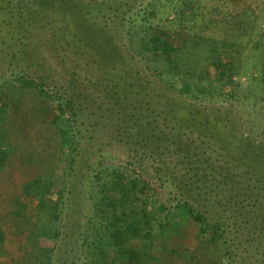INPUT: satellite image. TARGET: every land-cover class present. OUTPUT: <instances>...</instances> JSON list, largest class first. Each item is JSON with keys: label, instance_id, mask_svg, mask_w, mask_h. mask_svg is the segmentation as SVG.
<instances>
[{"label": "trees", "instance_id": "trees-1", "mask_svg": "<svg viewBox=\"0 0 264 264\" xmlns=\"http://www.w3.org/2000/svg\"><path fill=\"white\" fill-rule=\"evenodd\" d=\"M9 7V12L13 11ZM42 8V5L25 8L26 15L21 9L15 11L23 23L30 22L37 31L42 28L58 31L66 26V17L57 19L54 16L50 20L52 14L44 13L38 18L34 9L42 11ZM72 12L70 16L73 15L76 24L79 16L75 10ZM140 12V25L136 23L137 17L130 19L133 26L129 41L131 49L135 48L146 62L142 63L144 69L137 63H121L124 58L128 62L131 59L117 44L115 46L123 54H111L100 50L98 44L88 42L100 58V63H95L96 79L100 83L89 78L87 82L92 83L91 88L98 86L97 91L106 95L113 92L115 96L112 136L124 139L128 150H143L144 154L135 155L132 160L136 165L133 174L118 162L113 164L116 166L111 172L104 167L94 174V182L85 195L88 225L79 245L85 251L86 264H175L159 253L146 255L145 259L137 252H131L133 255L130 253L126 259H118L116 253L130 252L122 240L125 236H139L150 247L154 239H165L166 231L170 232L182 220L197 228L200 240L213 243L217 252L221 251V260L216 264H225L231 258L237 264H264V132L251 135L226 112L206 108L197 102L206 96L212 68L217 75L230 78L239 77L251 67L247 87L258 89L264 100V34L261 33L264 26L256 35L251 31L252 35L245 36L247 26L244 20H238L233 39L202 35L204 45L196 47L186 40L176 45L173 37L167 36L160 44L152 34L139 36L138 30H144L145 24L151 26L157 18V26H166L175 34L187 33L197 24V1L148 0ZM76 26L82 25L78 22ZM247 49H251V55L246 54ZM124 64L126 68L121 70ZM116 81L122 84H117L120 88L112 84ZM55 100L60 110L67 107L69 112V133L62 144L68 149L71 182L75 154H79L82 120L73 97L57 93ZM130 136L132 140L127 142ZM152 141L158 143L151 145ZM5 150L0 147V167L7 158ZM148 158L160 164L153 172H163L170 179L179 199L171 196L164 180L154 181L157 173L149 177L151 171L142 170L149 164ZM121 172L125 177L120 176ZM54 182L52 176L40 172L23 183L22 191L15 194L16 201L22 204L28 199L35 201V211L30 218L28 216L31 228L27 231L36 246L34 264H58L52 257L54 246L58 245L60 252L59 242H69L64 236L65 239H58L57 243L61 232L54 225L61 222L63 193L68 192L69 197L73 185L67 187L63 179V185L55 191ZM51 196L54 199L47 205ZM11 202L0 195V264H19L8 254L12 247L17 248L15 236H7L4 227L14 212ZM46 238L52 239L51 246L44 245ZM166 242L160 245L165 246ZM17 244L20 248V243ZM170 250L169 247L167 251ZM213 252L209 250V255Z\"/></svg>", "mask_w": 264, "mask_h": 264}, {"label": "rangeland", "instance_id": "rangeland-1", "mask_svg": "<svg viewBox=\"0 0 264 264\" xmlns=\"http://www.w3.org/2000/svg\"><path fill=\"white\" fill-rule=\"evenodd\" d=\"M147 1L0 0V147L6 149L7 157L4 166L0 167V195L3 199L12 201L11 207L14 210L4 226L7 236H15L17 248L12 247L8 251L9 257H14V263L34 264L36 255V246L29 239L27 232L31 228L28 216L30 218L35 211V201L28 199L22 204L15 199V194L22 191L23 183L41 172L54 178L55 191L63 185V179L67 182V187L71 188L73 185V193L69 192V197L68 192L63 193L65 198L62 199L63 208L59 213L60 224H53L54 227H59L61 232L57 243L58 239L61 240L64 236H67L69 242H59L60 252L58 245L54 246L52 257L58 264L61 261L64 264H86L85 251L79 245L84 239L88 225L86 218L89 210L85 195L89 185L94 182V174L104 167L107 172H111L116 166L113 164L117 162L126 167L128 173L133 174L132 170L136 165L132 160L135 155L144 154L143 150H128L124 139L117 140L112 136L116 112L113 104L115 96L113 92L106 95L101 90L97 91L98 86L91 88L92 83L87 82V79L100 83V80L96 79L95 68V63H100V58L93 53V45L88 42L98 44L100 50L111 54H123L120 48L115 46L117 44L131 59L128 62V59L124 58L121 63H137L144 69L142 63L146 62L139 57L135 48L131 49L129 34L133 26L130 19L137 17L136 23L140 25V11ZM195 1L199 14L195 20L197 24L191 31L172 33L166 26H157L156 18L151 26L145 24L144 30H138L139 36L152 34L160 44L164 43L167 36H172L176 45H182L186 40L194 43L196 47H202V35L233 39L238 20H244L243 23L247 26L245 36L252 35L251 31L256 35L264 26V0ZM41 5L44 10L34 9L38 18L44 13L48 14L47 16L52 14L50 20L54 16L57 19L66 17V26L58 31L47 28L37 31L31 27L30 22L23 23L20 14L15 11L16 8L21 9L26 15L25 8H38ZM8 6L10 11L13 9L12 13L9 12ZM74 10L79 16L76 24L81 23V27H77L73 23L75 18L70 16ZM244 15L246 16L242 19ZM63 30L71 32L65 33ZM110 39H113V42ZM109 40L111 46L107 44ZM250 50L247 49L246 54L251 55ZM125 68L124 64L121 70ZM250 72L251 67L239 77L234 75L228 78L225 75H217L212 68L206 96L197 102L206 108L213 107L222 113L226 112L229 117L237 119L239 125L241 124L247 132L256 136L264 132V100L261 94H258V89L247 87ZM112 84H115L116 88H120L117 84L122 86L118 81ZM57 93L73 97L82 120L79 154H75L71 182L67 165L68 149L62 144L64 136L69 133V112L67 107H64L63 111L58 108L55 100ZM131 140L132 136L127 138V142ZM157 143L152 141L151 145ZM148 161L149 164L142 170L148 168L151 171L149 177H155L154 173H157L154 181L164 180L171 196L179 199L175 185L170 179L164 176L163 172H153L160 164L150 158ZM121 175L125 177L122 172ZM145 175L143 172V176ZM139 178L142 179L141 176ZM53 199L51 196L47 205H50ZM186 222L182 220L173 226L170 232L167 230L165 239H154L150 247L139 236H125L122 240L130 252L119 255L116 253V256L118 259H126L131 252H137L141 259H145L146 255L159 253L175 264L219 262L221 251L218 253L213 243L200 240L197 228L187 225ZM20 241H23V244ZM162 241H167L168 244L162 246ZM17 243H20V248ZM52 243L51 238H46L44 245L51 246ZM180 245H186L185 249L179 248ZM169 247L171 250L167 251ZM211 249L214 252L209 255ZM226 262L225 264L238 263L232 258Z\"/></svg>", "mask_w": 264, "mask_h": 264}]
</instances>
